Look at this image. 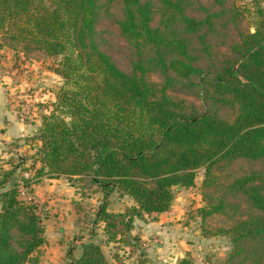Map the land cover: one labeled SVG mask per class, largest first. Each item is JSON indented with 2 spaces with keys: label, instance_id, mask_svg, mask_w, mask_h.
<instances>
[{
  "label": "trees",
  "instance_id": "trees-1",
  "mask_svg": "<svg viewBox=\"0 0 264 264\" xmlns=\"http://www.w3.org/2000/svg\"><path fill=\"white\" fill-rule=\"evenodd\" d=\"M0 37L59 58L63 79L25 142L33 163L2 158L0 264H41L44 222L22 187L48 177L93 189L105 241L132 248L135 222L171 211L174 188L200 170L191 217L203 237L231 239L219 264H264V1L0 0ZM114 192L134 203L110 211ZM71 258L114 264L94 242Z\"/></svg>",
  "mask_w": 264,
  "mask_h": 264
},
{
  "label": "rangeland",
  "instance_id": "rangeland-1",
  "mask_svg": "<svg viewBox=\"0 0 264 264\" xmlns=\"http://www.w3.org/2000/svg\"><path fill=\"white\" fill-rule=\"evenodd\" d=\"M241 1L249 3L252 0ZM1 43L0 40V86L5 88L21 122L34 125L37 120L42 124L43 116L48 114L50 103L63 85V79L53 72L60 59H44L38 55L26 57ZM24 140L13 143L5 161L13 158L17 164L19 154L27 160L25 167L33 163L35 150ZM203 174V170L198 172L196 185L192 188H174L175 199L170 213L155 218L147 216L145 220L135 222L130 234L131 244L136 243L132 248L105 241L102 223L96 221L97 212L105 202L102 194L84 188L80 183L71 186L64 178L44 177L34 185L33 193L23 187V197L38 205L45 227L46 243L34 257L41 264H70L71 256H81L84 244L94 242L114 264H170L173 259L179 260L186 254L198 264H219L230 253L231 239L223 235L203 237L199 219L191 217V213L203 205L199 193ZM133 203L128 196L114 192L107 200V208L118 212Z\"/></svg>",
  "mask_w": 264,
  "mask_h": 264
},
{
  "label": "crops",
  "instance_id": "crops-1",
  "mask_svg": "<svg viewBox=\"0 0 264 264\" xmlns=\"http://www.w3.org/2000/svg\"><path fill=\"white\" fill-rule=\"evenodd\" d=\"M11 102L12 101H10V98L6 94L5 88L3 86H0V158L1 159L5 158V156L11 152V148L14 146L13 143H19V141H22L25 138H31L37 135L38 130L41 127V122L37 120L35 121L34 125L24 124V122H21L20 118L19 117L17 118V114L13 110L14 107L12 106ZM26 140H24L23 142L25 143ZM0 207H1V203H0ZM170 212L164 214H168ZM158 216L159 215H154L153 217L155 218ZM176 261L177 259H173L170 264H174Z\"/></svg>",
  "mask_w": 264,
  "mask_h": 264
},
{
  "label": "built area",
  "instance_id": "built-area-1",
  "mask_svg": "<svg viewBox=\"0 0 264 264\" xmlns=\"http://www.w3.org/2000/svg\"><path fill=\"white\" fill-rule=\"evenodd\" d=\"M22 120H24V119H22ZM23 188V187H22ZM22 194L24 195V192L22 191ZM28 201H31V199H29Z\"/></svg>",
  "mask_w": 264,
  "mask_h": 264
},
{
  "label": "water",
  "instance_id": "water-1",
  "mask_svg": "<svg viewBox=\"0 0 264 264\" xmlns=\"http://www.w3.org/2000/svg\"><path fill=\"white\" fill-rule=\"evenodd\" d=\"M252 32H254V29L252 30Z\"/></svg>",
  "mask_w": 264,
  "mask_h": 264
}]
</instances>
